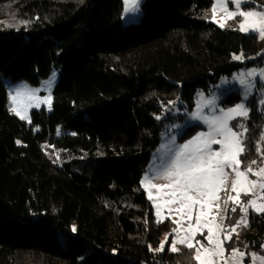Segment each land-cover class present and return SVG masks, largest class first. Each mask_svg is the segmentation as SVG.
Masks as SVG:
<instances>
[{
	"label": "trees",
	"instance_id": "obj_1",
	"mask_svg": "<svg viewBox=\"0 0 264 264\" xmlns=\"http://www.w3.org/2000/svg\"><path fill=\"white\" fill-rule=\"evenodd\" d=\"M212 3L144 0L138 21L124 24L122 0H0V264H197L180 245L154 251L175 224L156 222L141 182L184 118L175 109L191 111L197 92L264 62V39L235 20L212 22ZM51 74L55 109L32 110L30 123L7 111L6 82L37 86ZM241 98L231 90L222 105ZM246 129L241 168H256L264 108L255 102ZM232 207L226 228L240 215ZM261 245L264 215L251 212L226 247Z\"/></svg>",
	"mask_w": 264,
	"mask_h": 264
},
{
	"label": "snow or ice",
	"instance_id": "obj_2",
	"mask_svg": "<svg viewBox=\"0 0 264 264\" xmlns=\"http://www.w3.org/2000/svg\"><path fill=\"white\" fill-rule=\"evenodd\" d=\"M233 5V9L229 10L227 5ZM249 0H216L213 4L212 19L215 21L217 7L224 12L227 19L235 20L240 18L237 29L245 33H256L260 39H264V9L244 11L243 6L248 4ZM125 15H136L139 13L140 0H123ZM221 28L225 27V23H220ZM241 59V56L234 57ZM244 75V74H241ZM247 77L255 78L259 76L264 80V70L256 72L255 70L249 71ZM240 84L247 87V81L240 79ZM39 89H28L25 86L24 90L16 89L15 95L10 93L11 99L14 104L17 98L21 95H28L35 97ZM247 99V95H245ZM44 103L51 107V97L44 98ZM264 104V100H261ZM30 106L38 107L39 103L35 105H17L11 110L20 117L22 120H28L26 115L27 109ZM249 109L244 103H238L234 107L227 109L223 112L221 117L214 119L210 122V131L208 133H198L192 139L180 145L174 152L170 165L162 172L153 176H145L142 184H148L151 188L157 190L159 194L161 190L167 189L163 195L168 197L164 201V207H167L168 213L173 212L178 214L180 219L173 220L177 224L173 228L172 233L165 236L164 241H161L158 248L154 251H165V245H169L168 249L171 252H178L180 248L178 245L183 246L193 252L192 259L197 264H228L229 260L232 264H243L244 258L247 255L239 249H232L231 256L225 257L224 242L231 241L233 235L238 236L236 231L238 227L243 225L248 226L247 215L249 209L257 214L264 215V166L254 169L252 165L257 161H252L246 168H241V161L239 156L243 155L245 148L243 145L244 133L247 131L238 132L230 126V121L237 117L247 118ZM193 118H199L196 113ZM243 128V125H240ZM264 141V136L261 137ZM19 143V141H17ZM219 145V150H213L212 145ZM257 151H262L258 146ZM231 174L234 178L231 181V189L227 187V180ZM251 177H255L252 179ZM155 180H163L165 183H153ZM222 191H230L235 195L229 194L223 200L225 209H227L229 202H232V212L237 209L243 214L241 218L236 221L234 225L228 228L223 226L225 216L219 215L220 223H215L216 217L209 219V213L215 205L219 210V201L221 200L220 193ZM249 197L247 201H243L241 197ZM150 200H153V195L149 192ZM157 223H163L161 218L160 204H155ZM195 213V217H194ZM194 217V224L192 223ZM171 218V216L166 217ZM189 221L186 228L182 227L181 221L183 219ZM207 229V234L202 231ZM181 230L184 235H181ZM72 231L75 232L76 228L73 227ZM175 233V238L169 241V236ZM199 235L203 240H195ZM223 237V238H221ZM207 241V246L203 243ZM264 247V245H261ZM150 250L151 249L150 247ZM252 264H264V256H259L256 253L251 254Z\"/></svg>",
	"mask_w": 264,
	"mask_h": 264
},
{
	"label": "rangeland",
	"instance_id": "obj_3",
	"mask_svg": "<svg viewBox=\"0 0 264 264\" xmlns=\"http://www.w3.org/2000/svg\"><path fill=\"white\" fill-rule=\"evenodd\" d=\"M144 0H140V6ZM252 0H249V3ZM123 2V0H122ZM216 2V0H213L212 6H211V11H210V20L217 25L220 23H227L230 21V19H227L224 12L219 9V6L217 7V13L215 17V21L212 19L213 17V4ZM255 2V1H253ZM256 3V2H255ZM140 6H139V13L136 15H125L124 13V4H123V9H122V16L121 20L124 24H129V23H136L139 19L140 16ZM228 9L231 10L233 9L232 4L227 5ZM264 9V5L254 8L247 9L245 8V5L243 6L244 11H250V10H262ZM240 18L237 17L235 19L236 26L239 24ZM241 32V31H240ZM243 34H255L256 33H245L241 32ZM258 36V35H257ZM259 37V36H258ZM236 57V56H235ZM241 59H233L234 62H240ZM255 70L256 72H260L261 70H264V62L260 65L256 66H250V67H243L239 71L233 73L229 77H222L219 79V81L211 88V91L209 94H206L204 92H197L195 94V101H194V107L191 111H180L178 109H175L174 116L183 114L184 118L181 121H176L171 123V125L168 128V132L162 136L161 142L159 144V147L153 152L151 156V161L146 169V171L143 174L142 180H144L145 176H153L159 173H162L169 165L171 162V159L173 158V154L175 150L180 146L183 145L185 142L188 140L192 139L194 136H196L198 133L204 132L208 133L211 129L209 127L210 122H212L214 119L221 117L223 115V112L226 111L227 109H230L234 107L238 103H244L245 106L249 109V105L252 102H255L259 109L264 108V104L261 103V100H264V80H262L259 76H256L254 79L251 77H247L246 74L249 71ZM244 74V75H241ZM55 77L54 74H51L46 80L41 82L37 86L33 85H28L25 82L18 81V82H6V87H7V103H6V109L9 113L16 115L11 109L13 107H16L17 105L23 106V105H35L39 103L38 107L35 106H30L27 109L26 115L30 119V114L31 111L36 109V110H44V111H49L52 109L56 108L55 101L53 97L51 96V87L55 82ZM240 79H245L247 81V87L245 85L240 84ZM25 86H27L28 89H39V91L36 93L35 97H29L28 95H21L20 97L17 98L16 104L13 103L10 93L12 95H15V90L16 89H21L24 90ZM231 90H239L241 92L242 98L241 101L238 103H235L231 106L224 107L222 105V102L224 98L226 97V94L231 91ZM245 95H247V99H245ZM51 97V107L49 108V105L47 103H44V98L46 97ZM196 113L199 118L194 119L193 114ZM249 115V114H248ZM17 116V115H16ZM20 118L19 116H17ZM248 118V117H247ZM247 118H241L237 117L236 119L230 121V126L234 128V130L241 132L246 128V121ZM26 122H29L28 120H23ZM236 123V127H234L232 124ZM240 125H243V128L240 127ZM195 128L194 133L191 135V137L181 141L179 139L180 134L183 133L185 130L188 128ZM245 134V133H244ZM219 145L213 144L212 148L213 150H219ZM51 152V155L54 154V152L49 149ZM240 157V156H239ZM261 166H264V158L261 161V164L257 166L254 169H257ZM226 171H229L230 175L227 180V187L230 190L231 189V181L234 178V174H231L230 169H226ZM252 179H255V177H251ZM166 181L163 180H155L153 183L161 184L165 183ZM142 183V182H141ZM143 188L146 191L147 196L149 197V192L152 193L153 195V200H150L153 206L154 210V215L156 217V208L155 204H160L162 206L161 208V218L164 219L165 217L171 216L170 220H179L180 217L176 213L169 214L167 207H164V201L168 199V197L164 196L163 193L168 191L167 189H163L160 191V193H157V190L154 188H151L150 185L148 184H142ZM229 194L235 195L234 193H230V191H222L220 193L221 200L219 201L220 208L217 210L215 208V205H213L212 210L209 213V219L212 217H216L215 223L219 224V215L225 216V219L223 221V226L226 228V214L227 210L233 206L232 202H229L227 209H225L223 200L227 198ZM243 201H247L249 197H241ZM253 212L257 214L256 212L252 211L249 209L248 215H247V220L249 219L250 213ZM243 214L240 212V215L237 219V221L241 218ZM195 217V213H194ZM194 217L192 223L194 224ZM157 219V217H156ZM182 227L186 228L189 221L185 218L181 221ZM236 223V222H235ZM175 224V223H174ZM177 227V224H175V228ZM246 228L243 225L238 227L236 231L240 234L243 229ZM205 235L207 234V229L202 230ZM181 235H184V232L181 230ZM236 235H233V237ZM239 236V235H238ZM173 238H175V233ZM172 238V239H173ZM223 238V237H221ZM165 239V238H164ZM163 239V241H164ZM195 240H203V238L197 233ZM229 241L224 242V248H225V257H230L231 256V250L232 249H239L237 247H233L231 249H228L226 247V244ZM203 243L207 246V241H203ZM241 252H245L242 249H239ZM256 253L259 256H264V252H250L247 254L244 258L243 264H252L251 260V254ZM197 263V262H196ZM220 264H223V261L220 262ZM228 264H232V261L229 260Z\"/></svg>",
	"mask_w": 264,
	"mask_h": 264
},
{
	"label": "built area",
	"instance_id": "obj_4",
	"mask_svg": "<svg viewBox=\"0 0 264 264\" xmlns=\"http://www.w3.org/2000/svg\"><path fill=\"white\" fill-rule=\"evenodd\" d=\"M263 53H264V50H263Z\"/></svg>",
	"mask_w": 264,
	"mask_h": 264
},
{
	"label": "crops",
	"instance_id": "obj_5",
	"mask_svg": "<svg viewBox=\"0 0 264 264\" xmlns=\"http://www.w3.org/2000/svg\"><path fill=\"white\" fill-rule=\"evenodd\" d=\"M165 218H166V217H165ZM165 218H164V219H165Z\"/></svg>",
	"mask_w": 264,
	"mask_h": 264
}]
</instances>
